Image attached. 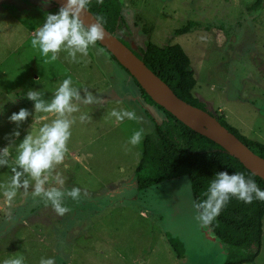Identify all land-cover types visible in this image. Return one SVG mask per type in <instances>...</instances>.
I'll return each instance as SVG.
<instances>
[{
  "label": "rangeland",
  "instance_id": "obj_1",
  "mask_svg": "<svg viewBox=\"0 0 264 264\" xmlns=\"http://www.w3.org/2000/svg\"><path fill=\"white\" fill-rule=\"evenodd\" d=\"M120 1L130 32L126 39L135 49L148 40L181 46L196 79L192 94L205 111L239 136L264 143V10L249 11L255 0ZM58 12L46 0H0V264L17 259L21 264H223L229 246L196 219L201 213L187 176L136 188L144 137L154 133L153 120L161 122L164 112L155 105L100 103L111 98L107 87L116 84L115 70L123 69L97 43L89 45L87 55L65 43L56 60L32 47L35 31ZM188 22L207 30L172 36ZM80 71L93 75L85 91ZM68 78L80 96L71 101L79 111L66 114L75 121L68 151L61 164L42 173L43 191L36 194L37 180L18 164L20 145L59 116L36 111L27 93L37 92L49 104ZM88 93L99 103L85 105ZM22 108L27 118L11 121ZM113 109L134 111L139 122L116 121ZM140 129L142 141L129 144ZM16 173L19 186L13 184ZM53 188L63 193L60 202L69 209L62 216L45 195ZM73 188L80 189L79 200L68 195ZM6 193L14 195L8 199ZM262 230L259 255L251 264H264V217ZM165 233L184 244L183 260Z\"/></svg>",
  "mask_w": 264,
  "mask_h": 264
},
{
  "label": "trees",
  "instance_id": "obj_2",
  "mask_svg": "<svg viewBox=\"0 0 264 264\" xmlns=\"http://www.w3.org/2000/svg\"><path fill=\"white\" fill-rule=\"evenodd\" d=\"M55 5L50 0H46ZM95 18L123 42L127 47L131 43L128 25L122 17V3L120 0H89L85 7ZM264 10V0H255L249 11ZM207 30L193 22H188L172 32V36H179L192 31ZM110 57L121 66L116 59L98 41L96 42ZM135 55L163 82H165L183 101L201 108L202 103L193 96L196 79L191 70L190 59L179 45H157L148 40L143 46L133 50ZM122 67V66H121ZM123 70L128 71L122 67ZM133 82L140 90L141 98L150 106H157L165 118L155 123L153 134L146 135L140 161L135 170L136 188L140 191L162 182L187 176L190 180L191 192L195 205H199L207 198V189L213 178L220 172L229 175L243 173L246 180L255 181L264 190V180L252 174L236 158L206 137L196 133L170 113L158 106L140 88L137 81ZM230 132L235 134L255 154L264 158V143L238 135L222 119L216 118ZM252 203H245L236 197H231L223 206L220 214L209 226L213 236L229 246L227 257L223 264H251L259 255L262 237V220L264 217V201L256 199L255 193ZM200 213L202 208H198ZM169 246L178 260L185 255L184 244L176 237L165 233Z\"/></svg>",
  "mask_w": 264,
  "mask_h": 264
},
{
  "label": "clouds",
  "instance_id": "obj_3",
  "mask_svg": "<svg viewBox=\"0 0 264 264\" xmlns=\"http://www.w3.org/2000/svg\"><path fill=\"white\" fill-rule=\"evenodd\" d=\"M89 0H66V4L59 9L57 14H48L45 22L35 31V37L31 40L33 48H39L42 55L48 56L50 53L51 59L56 60L55 55L61 50L65 43L69 48H73L85 55L88 53L89 45H94L98 40L104 39V32L98 23H93L87 28L83 25L79 16ZM102 2V0H99ZM70 55L75 58V52ZM71 78L64 79L59 84L55 91V96L51 103L45 104L39 99V94L34 91L27 93V98L36 101V111L46 113H56L59 118L54 119L50 125H45L39 130L38 137L32 135L27 136L20 145V152L18 156V164L25 172L37 180L35 192L40 194L43 191V181L39 178L42 173L53 168L54 165H59L64 161L65 154L68 151L67 144L71 137L70 128L75 122L70 120L66 114H71L79 111L78 107L73 105L71 101L75 98L80 99L79 92L71 87ZM99 101L90 93L87 94L86 99L83 100L85 105L92 104ZM29 112L26 109H20L18 113H13L10 120L13 122L24 121ZM110 115L116 118V121L123 122L125 119L139 122V117L134 111L121 109L116 111L113 109ZM80 121L85 120L84 116L79 117ZM18 135L19 133H15ZM143 138V129L135 131L130 137L128 143L136 146ZM7 149H5V153ZM2 163V161H0ZM20 173H16L13 178V184L19 186ZM27 181H25V187ZM253 193L256 199L264 201V190H261L255 181L245 178L243 173H236L229 175L227 172L218 173L213 178L207 189V198L203 200L198 208H202L203 212L196 218L201 227L209 228L213 220L220 214L223 206L229 201L231 197L245 202L252 203ZM8 199L14 193L5 194ZM46 197L52 202L53 207L58 215H64L69 211L67 207L62 206L60 197L62 192L53 188L45 193ZM68 195L73 200H79L80 189L73 188ZM5 264H21V260L6 261ZM47 264H53L51 260Z\"/></svg>",
  "mask_w": 264,
  "mask_h": 264
},
{
  "label": "water",
  "instance_id": "obj_4",
  "mask_svg": "<svg viewBox=\"0 0 264 264\" xmlns=\"http://www.w3.org/2000/svg\"><path fill=\"white\" fill-rule=\"evenodd\" d=\"M50 1L59 9L66 4V0ZM79 19L85 28L93 23L100 24L104 32V39L98 40V43L128 71L129 75L137 81L140 88L144 90L155 104L162 107L191 130L219 145L252 174L264 180V158L255 154L211 114L176 96L172 89L135 55L133 51L135 50V45L133 43H131L130 47H127L105 29L86 8L81 12Z\"/></svg>",
  "mask_w": 264,
  "mask_h": 264
},
{
  "label": "crops",
  "instance_id": "obj_5",
  "mask_svg": "<svg viewBox=\"0 0 264 264\" xmlns=\"http://www.w3.org/2000/svg\"><path fill=\"white\" fill-rule=\"evenodd\" d=\"M79 65L83 67H87L84 63H80ZM114 75L116 79V84H113L107 87V90L109 91L108 93L111 96V98L100 99L99 101L101 104H107L108 102L112 101L113 103H116V104H124L126 102L128 104H133V103L138 104V105L142 104L144 107L148 106V104H146L145 101L141 98L140 90L135 85L132 77L129 74L127 75L123 73V70L120 71V73L118 74L117 70H115ZM77 77L79 79V82L83 83L82 91H85L86 87L91 88V82H92V77H93L92 74L90 73L87 74L86 72L80 71L78 72ZM117 79L120 84L119 86L117 84ZM132 85H134L135 88H132Z\"/></svg>",
  "mask_w": 264,
  "mask_h": 264
}]
</instances>
